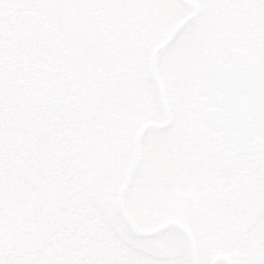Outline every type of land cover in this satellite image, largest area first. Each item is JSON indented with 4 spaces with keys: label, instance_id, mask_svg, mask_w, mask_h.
Segmentation results:
<instances>
[{
    "label": "rangeland",
    "instance_id": "rangeland-1",
    "mask_svg": "<svg viewBox=\"0 0 264 264\" xmlns=\"http://www.w3.org/2000/svg\"><path fill=\"white\" fill-rule=\"evenodd\" d=\"M66 1L67 5L64 0H0V26L4 22H17L19 26L15 30L23 28L40 51L27 55L25 48L19 49L23 40L18 41L19 35L13 34L12 24L6 30L0 28L2 37L11 35L13 44L17 42L15 54L8 55L3 65L4 55H0V111L14 116L12 119L8 115L5 119L0 139L8 141L15 137V144L22 140L11 151L12 156L19 149L22 163L30 162L31 168L37 171L36 183L42 191L49 187L47 182L59 185L60 188H52L62 193L65 200L57 231L60 224L67 228L64 243L58 240L46 245V253L36 248L35 259L29 260L30 219L34 214L37 223L38 217L32 208L42 195L29 191L19 196L11 210L0 212V264H192L190 245L178 227L180 224L191 236L196 264H226L221 256H227L230 264H264L263 225L254 226L247 219L228 212L224 214V222L205 211L197 217L190 208L181 211L185 215L180 216L181 206L173 201L174 196L186 202L192 195L203 203L204 187L195 172L190 151L186 157L185 145L178 150L177 142L172 140L174 136L168 135L174 125L162 133L147 134L143 141L133 182L122 197L133 231L128 227L118 210V202L133 163L138 134L135 132L147 122L166 121L150 76L153 56L149 50L165 41L168 34L160 32L163 27L159 26L158 33H146V43L142 34L133 39L134 35L130 36L129 32H136L135 27L142 22L154 21L159 7L155 1L150 4L142 1L139 5V0H130V8L122 0L119 12L129 10L133 18L129 26L123 27L129 31L128 37L117 39L120 49L115 59L111 49V0H83V6L80 0ZM193 1L200 11L198 19L182 31L174 47L157 55L158 76L166 103L173 114L176 112V117L182 98L175 80H182L184 74L190 79V73H203L202 64L218 59L210 55L211 51L220 53L227 48L231 52L248 51L258 44L264 47L260 29L264 24L256 23L257 19L252 17L262 7L254 4V0ZM158 3L163 8L160 0ZM196 5L185 8L176 18L192 16ZM66 8L76 14H86L87 21L66 27L65 20L69 19ZM50 17L52 26L46 29L45 22ZM56 18L59 22H53ZM177 19L169 23L170 27ZM188 37L193 43L202 42L205 50L197 47L186 50L191 41L183 49L181 45ZM24 39L29 41L26 35ZM133 42L137 52L143 44L144 49L135 52ZM209 43H215L217 50L209 48ZM176 47L181 54L178 50L174 52ZM228 54L227 51L223 58ZM24 56L31 58L32 63L34 58L35 65L26 62ZM199 63L200 70L195 71ZM12 66L15 73L10 70ZM113 91L116 97L111 107ZM130 99L133 107H126L125 102ZM207 104L204 101L200 106ZM112 108L118 112L112 113ZM177 121L182 126L181 117ZM19 127L25 129V137L17 135L18 131L12 134L11 129ZM157 136L163 138L164 145L155 153ZM5 158L8 164L18 159L17 156ZM6 163L3 161L1 166ZM3 171L0 170V175L5 174ZM19 171L27 173L22 166ZM14 175L16 179L19 177ZM1 189L5 190L2 186ZM51 193V211L57 215L56 197ZM3 200L7 203L6 198ZM48 200L51 202V198ZM8 214L12 217L8 218ZM157 228L164 229L150 237L139 235ZM41 232L35 241L47 237L48 231Z\"/></svg>",
    "mask_w": 264,
    "mask_h": 264
},
{
    "label": "flooded vegetation",
    "instance_id": "flooded-vegetation-1",
    "mask_svg": "<svg viewBox=\"0 0 264 264\" xmlns=\"http://www.w3.org/2000/svg\"><path fill=\"white\" fill-rule=\"evenodd\" d=\"M66 5L68 2L64 0ZM151 1H155L159 10L156 13V18L154 21L148 20V23L158 24L162 26L163 29L160 31L162 33L168 32L170 29L169 23L174 22L180 12H185V8H192L196 4H194L193 0H160L161 1V8L159 6L158 0H145L148 4ZM122 0H111V49L112 51H116V49H120L117 45V39L120 37H124L127 35L128 31H124V23L127 24L129 18L132 16V12L127 10L128 12H119V4ZM81 6L84 5L83 0H80ZM126 6L130 7V0H125ZM254 4H258L259 7H262L256 17L252 16L253 18L257 19L259 23L264 24V0H254ZM263 5V6H262ZM131 8V7H130ZM194 8V7H193ZM178 12V13H177ZM66 13L70 18V21L75 23L78 21L86 22L85 19L86 14L84 13H73L66 8ZM193 14V13H192ZM183 16L181 19H177V22L181 21L184 22L186 20L191 21V16ZM80 18H84L81 20ZM49 21H46L47 25L45 24V28L49 29V24L51 23L52 17L49 18ZM109 20V19H107ZM106 24V19L104 20ZM155 23V24H154ZM128 25V24H127ZM150 25L145 26L147 30H150ZM152 26V27H153ZM156 27V26H155ZM123 28V29H122ZM157 28V27H156ZM258 28V25L256 26ZM106 33L109 31L106 28H103ZM261 33L264 34V26L261 28ZM152 30H156L154 27ZM157 32H159L157 30ZM87 34V33H86ZM93 36V35H88ZM144 38V35H143ZM209 45H216L215 43ZM203 47V43L200 45ZM22 48H25L22 47ZM34 48V47H33ZM137 47L133 49L136 50ZM0 54L3 53H11L13 52V48L10 47H3L0 46ZM35 49V48H34ZM46 50V47H44ZM141 49H143L141 47ZM140 49V50H141ZM241 52L247 54L248 56L257 58L260 63H262L264 68V47H253L250 48L248 51L240 50ZM26 52H34V50H26ZM232 55V54H231ZM231 57H226L221 63L229 64ZM244 72V71H243ZM206 80V82H205ZM203 85L197 86L196 90H193L191 94L190 91H187V96L189 97L190 94L192 97H197L202 101H209L210 106L208 108H214L215 101L220 93L213 87L209 85L207 88L204 87L208 83V79L204 78L202 80ZM195 83H198L196 80ZM208 85V84H207ZM243 98L249 105V113L248 116L250 118V123H248V128L246 132L248 133L247 140L244 143L246 148L251 146H260L264 143V105L257 102L249 93L242 92L241 94ZM193 107V106H192ZM196 112H182L183 114V125L174 128V133L172 134L173 141L177 142L178 147L184 146V149H188L190 151V155L192 156L191 161L194 162L195 172L197 176L202 179V184L204 187V193L202 195L203 203L200 200L193 199L194 196L190 195L187 198L186 202L177 200L176 195L174 196L176 199L173 201L176 202L180 208V216H184L187 209H191L192 213L197 214V217L200 216L204 211L209 216L216 215V219L221 220L224 222V214L230 213L232 215L239 216L240 218L247 219L249 223H253L255 225H263L264 226V170L263 174L260 177L255 176V172H258V167L264 165V153H256L253 155H240L233 151L232 149L228 148L225 138L227 136V132L224 130L215 132L208 129L199 114L198 110L199 107L196 106ZM188 113V114H186ZM196 113V115L193 114ZM201 114V113H200ZM196 116L198 117V121L201 126H203V133L210 134L207 139H202V132L198 130L195 126L196 124ZM19 128H16L15 131H18ZM176 130L179 133H176ZM158 137V136H157ZM158 142L155 144V147L158 149L159 146L164 145L163 138L158 137ZM170 139V138H167ZM256 147V146H255ZM186 150L184 151V155L187 156ZM14 157L17 156L18 159L14 161L13 164V172L18 175L19 177L16 179V176L13 175L12 178V196L13 198L18 201L19 196H24L29 191L31 192H38L40 195V200L38 203H35L33 206V210L35 213H38L37 223L35 222V215L32 214V218L30 219V235H27V240L29 245V260L32 257L35 259L34 251L36 248L41 250L46 249L45 246L48 244H55L58 240L64 243V234L67 231L66 226H62L60 224V229L57 231V221L61 217L60 209L62 204L65 202L62 193L57 192L56 189H52L55 187H59L57 183L47 182L49 187H44L45 191H42L41 185L36 183V175L37 171L34 168H31L29 165L30 162L23 164V159L20 157L19 149L13 155ZM194 158V160H193ZM25 168L27 173L23 171H19L20 167ZM21 173V174H19ZM164 173V171L162 172ZM1 181H3L4 176H0ZM55 194V207L57 208L58 205V212L57 215L51 211L53 207L52 197ZM57 193V194H56ZM57 195L59 198L57 199ZM51 198V202L47 199ZM14 199V202H15ZM209 199V202L206 200ZM190 202L192 203L190 205ZM185 209V210H182ZM181 211H184L181 214ZM53 215L54 218L51 219L50 216ZM221 217V218H218ZM43 219V220H42ZM42 220V223H41ZM172 223V222H171ZM41 230L48 231L45 233L47 237H41L40 240L35 241V236L41 234ZM62 233V236H61ZM48 256L50 254H47ZM196 264V262H194Z\"/></svg>",
    "mask_w": 264,
    "mask_h": 264
},
{
    "label": "bare ground",
    "instance_id": "bare-ground-1",
    "mask_svg": "<svg viewBox=\"0 0 264 264\" xmlns=\"http://www.w3.org/2000/svg\"><path fill=\"white\" fill-rule=\"evenodd\" d=\"M168 47H165L163 48L162 50H159V51H150L152 54H160V53H163Z\"/></svg>",
    "mask_w": 264,
    "mask_h": 264
},
{
    "label": "water",
    "instance_id": "water-1",
    "mask_svg": "<svg viewBox=\"0 0 264 264\" xmlns=\"http://www.w3.org/2000/svg\"><path fill=\"white\" fill-rule=\"evenodd\" d=\"M231 83V82H230Z\"/></svg>",
    "mask_w": 264,
    "mask_h": 264
}]
</instances>
